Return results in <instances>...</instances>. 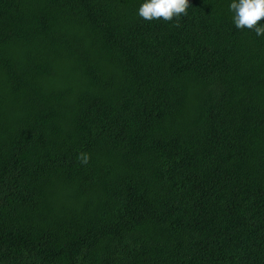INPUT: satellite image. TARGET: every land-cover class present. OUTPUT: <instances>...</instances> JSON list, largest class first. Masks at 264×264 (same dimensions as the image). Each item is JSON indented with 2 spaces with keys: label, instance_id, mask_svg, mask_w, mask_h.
<instances>
[{
  "label": "trees",
  "instance_id": "trees-1",
  "mask_svg": "<svg viewBox=\"0 0 264 264\" xmlns=\"http://www.w3.org/2000/svg\"><path fill=\"white\" fill-rule=\"evenodd\" d=\"M232 2L0 0V264H264V36Z\"/></svg>",
  "mask_w": 264,
  "mask_h": 264
},
{
  "label": "clouds",
  "instance_id": "clouds-1",
  "mask_svg": "<svg viewBox=\"0 0 264 264\" xmlns=\"http://www.w3.org/2000/svg\"><path fill=\"white\" fill-rule=\"evenodd\" d=\"M188 8L189 0H144L138 15L146 21L163 19L167 22L187 15ZM229 11L233 13L232 20L237 29L247 28L258 37L264 36V26L259 24L264 19V0H233ZM77 159L82 165H87L91 157L89 153L81 152Z\"/></svg>",
  "mask_w": 264,
  "mask_h": 264
}]
</instances>
